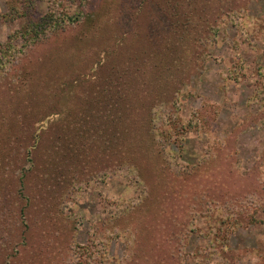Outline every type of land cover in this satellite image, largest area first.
Segmentation results:
<instances>
[{"label":"rangeland","instance_id":"1","mask_svg":"<svg viewBox=\"0 0 264 264\" xmlns=\"http://www.w3.org/2000/svg\"><path fill=\"white\" fill-rule=\"evenodd\" d=\"M187 1L0 0V264H264V0Z\"/></svg>","mask_w":264,"mask_h":264},{"label":"trees","instance_id":"2","mask_svg":"<svg viewBox=\"0 0 264 264\" xmlns=\"http://www.w3.org/2000/svg\"><path fill=\"white\" fill-rule=\"evenodd\" d=\"M187 8H191L192 6L190 5V0L187 1ZM175 14L178 15V18L176 19L177 20V23L181 21V24H180V29L181 30H185V32L179 30V32L181 31L182 34H181V38H186V37H189L191 38L192 35H198V34H201L202 33V27L203 25H208L209 23H207V18L206 17H203L202 20L197 19V17H195V14L193 13L192 15H190V13H184L183 14H178L176 13L175 11ZM53 17L50 16L48 17V19H45V18H41L39 19L38 21H36L35 23H33L31 25L30 28L27 29L26 32H24L21 36L24 40V43L25 45H28L30 43H32L33 41L39 39V37L37 36H40V38H42V36L46 37L48 35H46L48 32H55L57 30V25L55 20L52 19ZM70 18V17H68ZM51 19L53 20L51 22ZM193 20V22H192ZM209 20V18H208ZM210 21V20H209ZM53 24L54 26L51 28L49 27V25ZM48 26V27H47ZM47 28L49 30H47ZM209 30L212 29V27H209L208 28ZM207 29V30H208ZM7 52H9V48L8 46L7 47H1L0 48V53L2 54L0 56V68L10 60V57L7 56ZM178 56V54L176 55ZM186 55L183 56V55H180V60H179V64L177 66V71L180 72V69L184 68V70L186 71L187 70V64L186 63ZM174 61H173V58L170 59V63L165 65L164 66V71L166 72H174ZM175 70V71H176ZM150 87H153V85H149ZM155 87V85H154ZM66 115L64 114V117L66 120L69 119L70 117V112H65ZM58 115V113H56ZM57 118V116H56ZM84 122L83 120L81 119H78L76 124L73 125V126H69L67 128V131H71L73 128H77L78 132L75 134L76 138L74 137L72 142L70 141H66L65 138H61V136L58 134L60 131L62 132L61 129H59V127H56L58 129L55 130L54 134L56 133V136L54 139H51L52 140V143H55L57 144V148L56 150L54 149L52 152H50L49 156H50V162H49V167H51V165L54 167V169L56 171H61V174H64L66 176V178L64 180H67L69 179V176L70 174H74L73 176H81V166H82V162L80 161V158L79 156L76 154V152H79V154L83 157L84 155V149L86 147H91V146H97L98 143H96V139L95 138H92L91 136H88L87 133V125H94L95 126V123H92V121H90L89 124L87 125H83ZM81 125V126H80ZM58 130H60L58 132ZM65 131V132H67ZM128 136H132V133H130ZM79 140L81 141L82 143H78V141L75 142V140ZM126 140V139H125ZM51 143V144H52ZM105 151L106 150H102V149H96L95 150V153L91 159V161L93 162H102V160L105 158ZM71 153L73 154V156L71 155ZM79 163V164H78ZM70 166H69V165ZM70 167V170H69V167ZM48 167V166H47ZM63 169V170H62ZM69 170V172L67 173V171ZM67 173V175H66ZM157 199V198H156ZM160 199V198H159ZM158 203L160 204L161 202L158 201Z\"/></svg>","mask_w":264,"mask_h":264}]
</instances>
